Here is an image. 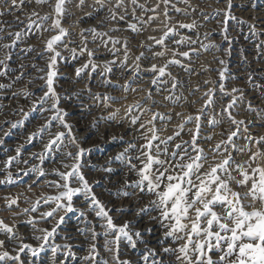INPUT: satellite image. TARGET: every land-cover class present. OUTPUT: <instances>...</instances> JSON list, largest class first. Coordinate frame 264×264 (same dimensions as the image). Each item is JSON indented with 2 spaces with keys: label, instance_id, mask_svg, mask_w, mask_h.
Masks as SVG:
<instances>
[{
  "label": "rangeland",
  "instance_id": "374dc122",
  "mask_svg": "<svg viewBox=\"0 0 264 264\" xmlns=\"http://www.w3.org/2000/svg\"><path fill=\"white\" fill-rule=\"evenodd\" d=\"M172 2L176 8L181 9L177 12L169 8L171 16L169 26H174L178 34L166 39L165 51L164 47L156 45L149 39L150 36L159 39L166 30L162 23L165 20L162 3L158 9L159 19L153 21L151 25H141L133 17L134 6L130 0H123L120 7H116L117 0H105L103 6L96 4L95 0H85V3L79 7L80 0H68L62 20V26L68 30V35L64 38V42L57 46L60 56L57 57L56 65L52 69L56 72L53 87L60 97V107L67 112L65 119L71 125V134L75 136L78 144H73L71 139L66 137L63 145L56 151L44 153L43 160L33 154L44 152V144L47 143L49 135L45 133L42 139L28 141V135L35 132L45 121L39 111L30 112L33 97L26 99L24 91L34 93L35 97L43 94L45 80L39 77L46 76L49 71L48 63L52 55L46 51V41L57 33L41 32L35 27L31 31L26 30L24 25L18 24L17 18L26 25L28 14L33 11L41 17L47 14L50 18L43 22V27L49 28L51 18L54 16L53 7L48 3L38 4L36 0H24V3L13 9L12 14L7 18L0 17V21L10 18L8 27L0 24V27H4L7 31L0 45L11 44L8 32L24 30V35L10 49L0 47V59H4L6 54L11 57L5 61L6 69L0 67V71L7 72L6 75L0 76V83L11 85L0 89V141H2L0 143V219L10 225L15 223L24 242L36 247L41 242L33 239V236H40L43 233L34 231L32 225L23 222L34 218L36 228L51 230L57 224L59 216H64V222L50 238L48 246H45L37 256L33 257L27 249L20 253L24 264H62V262L89 264L83 257L88 255L92 243L96 244L97 262L106 261L107 264H115L114 252L105 249L106 239L112 240L114 234L105 237L106 220L96 216L93 206L85 199L83 193L73 197L74 211L61 210L55 218L45 219L41 216L42 213L51 211L55 207V202L44 203L43 197L55 196L62 191L53 183H62L55 170L68 171L69 169L63 167V163L74 162L65 157V152L75 154L79 148L85 149L80 160V171L87 178L97 199L105 205L113 223L117 226L128 223L131 233L140 231L147 245L160 253L162 247H178L185 241L178 240L173 243L172 238H168L161 245L158 241L163 239L166 229L162 228L158 221L150 219L152 216H159V212L149 209L146 214L139 213L140 209L156 199L155 196L146 191L141 192L134 186V182L139 179L137 169L141 166V160L137 157L142 151L141 146L146 143L142 136L145 130L140 129V123L151 120L154 113H159L155 121V127L159 130L157 132L159 140L153 142L152 152L155 155L156 145H159L161 151L166 147L171 154L176 151V144L191 141L193 132L189 130H195V121L186 124L184 121L189 115L200 114L197 110L201 109L204 100L207 99L204 93L213 89L215 103L202 117L198 138L199 147L203 148L208 156L202 169L206 171L209 165L223 158L216 156L214 159L212 149L220 140L226 139L228 132L235 130V126L231 125L225 116L219 115L221 105L226 104L230 99V97H222L218 87L219 73L226 70V78L223 81L226 89L230 92L234 87L240 88L244 95V100L237 104L233 115L237 120L243 119L249 129V132L245 133L244 126H241L239 137L234 138L235 142L243 146L246 143L244 137L249 134L254 138L264 136V120L255 113L247 111L249 100L254 107L264 110V88L256 90L248 83V72H253L254 82L264 85V0H231L230 16L226 15L228 0H190L189 4L177 0ZM139 3L146 8H153L159 0H139ZM54 4L55 0H51V5ZM8 7H11L10 3L6 5L4 0H0V10H6ZM112 12L116 13L115 20L112 19ZM122 15L125 16L123 21L119 19ZM149 15L153 13H144L140 8H136L135 17L146 19ZM32 19L36 20L37 17ZM193 22L195 27L192 29L179 27L180 23ZM129 24H137V27L143 30L134 32L128 28ZM252 25L255 26V35L250 28ZM89 28L106 32L108 35L101 38L84 32L82 36L81 31ZM112 29L118 30L112 31ZM108 37L120 42L115 45L109 42L107 47H104L103 41H107ZM182 38H187L184 43H175ZM125 41L128 48L127 57L124 49ZM258 44L262 45L260 49L256 47ZM85 45L94 53L92 57L88 56L87 51L80 53V49ZM72 49H76L75 54ZM161 51H165V55H154ZM173 51L189 52V57L179 55L174 57ZM141 52L144 56L136 61V57ZM172 59H178L181 63L168 64L163 77H158L157 73L149 71L153 64L158 67L163 66ZM113 61L114 63H107V68L111 69L109 72L106 70V62ZM220 61L224 63L221 64ZM137 63L139 68H136ZM92 64L96 67L93 68ZM21 65L24 67L21 68ZM84 65L88 67L84 68ZM78 68L82 69L79 76L76 75ZM21 74L23 78L17 81L15 77ZM154 78L157 79L156 84L152 83ZM29 81L32 82L29 84ZM205 81L209 83L206 84ZM173 83L176 84L174 89ZM14 92L17 93L15 97ZM149 92H151L150 99L147 98ZM104 96L114 97L115 100H104ZM166 97L171 98L166 99ZM136 103L141 105V109L134 111L132 115L140 113L143 115L139 123L132 125L131 117L127 115L126 110L129 105ZM21 108L24 112L30 113L27 118L20 113ZM50 115L51 113H45V116ZM214 115L218 121L223 120V123L215 127L209 125L208 120ZM261 115H264V111ZM18 120H24V123L16 128H11L10 124L6 123V121L15 123ZM181 124L184 125L183 131L179 128ZM51 131L67 132L56 124ZM176 132H180V135L173 141L167 145L161 143L169 136H175ZM222 132L223 136L220 134ZM148 135L150 136L151 133ZM209 135L212 136L210 141L205 139ZM18 147L21 149L19 155L16 152ZM261 147L264 148V145ZM125 149H128L126 153ZM252 150H256L255 144L252 145ZM121 153L124 155L121 156ZM232 155L237 162L248 159V154L233 152ZM9 157H16L10 165L7 164ZM160 159L167 157L162 155ZM130 163L136 165V168L130 167ZM41 170L45 175H40ZM113 179L117 182L113 183ZM70 186L81 187L75 180L70 181ZM232 187L234 190L243 191L236 185ZM124 191L129 192L130 195L124 196ZM6 197L17 198L19 206L13 205L9 209ZM38 200L40 203L36 205ZM33 206L37 207L36 212L13 215ZM216 210L220 211L219 208ZM93 229L97 233L95 240L92 239ZM147 229H151V232ZM0 239L5 237L0 235ZM66 244L71 245L74 256L66 255L62 248L58 249L55 255L50 250L53 245ZM109 246L115 249L117 245ZM118 247L121 260H130L131 264H144L142 256L146 254L145 244L140 243L139 240L133 248L126 239L122 238L118 242ZM8 250L12 255L16 254L11 246ZM218 255L217 252L213 258L216 259ZM170 259L174 258L166 256L165 264H168ZM7 264H11V261Z\"/></svg>",
  "mask_w": 264,
  "mask_h": 264
},
{
  "label": "snow or ice",
  "instance_id": "6c2138e0",
  "mask_svg": "<svg viewBox=\"0 0 264 264\" xmlns=\"http://www.w3.org/2000/svg\"><path fill=\"white\" fill-rule=\"evenodd\" d=\"M68 0H55V4L51 5V0H36L38 4L48 3L53 7L54 16L51 18V25L49 28L43 27V22L49 20V15L39 16V14L33 11L28 14V23L25 25L23 21L17 22L20 25H24V29L31 31L33 27L44 31H54L57 34L51 36L46 41V51L52 53L50 61L48 63V69L46 76L39 77V79L45 80V85L43 88V94L39 97H35L34 93L29 91H24L25 98L33 97L30 107V112L39 111L41 118L44 119V123L40 125L37 130L28 135V141L32 142L36 138L42 139L44 134L49 135L47 143L44 144V152L35 153L34 156L43 160L44 153H51L56 151L63 145V141L66 137L71 139L73 144H78L75 136L71 134V125H69L65 119L67 112L60 107V97L53 87L54 77L56 72L52 71L57 62V57L60 56V52L57 51V46L64 42V38L68 35V30L62 26V20L66 13L65 4ZM133 7V17L138 20L141 25H151L155 20L159 19L160 14L158 9L160 3L164 5L163 16L165 20L162 21L165 26V31L163 35L156 39L150 36L149 39L153 40L156 45L162 46L167 50L165 41L172 35H177L176 28L174 26H169L171 21V16L169 15V8L180 12L181 9L176 8L172 0H159V3L153 8H146L145 5L140 4L139 0H130ZM177 2H182L189 4L190 0H177ZM7 5L10 3L11 7L6 10H0V17L5 15H11L13 9L19 7L24 3V0H4ZM85 0H80L79 6H82ZM96 4L101 6L104 5L105 0H95ZM123 4V0H117L116 7H120ZM231 0H228V10L226 15L230 16ZM136 8H140L144 13L152 12L153 15L147 16L146 19L135 17ZM111 11V9H110ZM126 11V10H125ZM219 11V10H217ZM32 17H37L36 20ZM116 13L112 12V19H116ZM234 19V17H231ZM121 21L125 20V16H120ZM39 21V22H38ZM0 24H8L7 21H0ZM180 28L192 29L195 27V22L192 24H179ZM128 28L134 32L142 31V28H138L137 24H129ZM253 35H255V26H250ZM6 29L0 27V33H3ZM118 29H112V31H117ZM155 30V29H154ZM226 31V29H225ZM84 32L91 33L94 37H104L108 34L97 31L95 28L83 29L81 35ZM24 35V30L16 32H8V38L11 39V44H3L0 47L4 49H10L15 43ZM5 37L0 36V40ZM187 38H182L181 40L175 41L176 44H182ZM225 39L227 36L225 35ZM115 45L119 43V40L108 37L107 41H103L104 47H107L108 43ZM143 46V45H141ZM257 49L262 47L261 44L256 45ZM125 56L127 57V41L124 42ZM150 50V49H149ZM88 53L89 57H92L94 53L85 47L80 49V53ZM165 51L154 53L156 56L165 55ZM73 54L76 53V49H72ZM183 56L189 57V52H175L173 51V56ZM144 56L141 52L139 56L136 57V61H139ZM10 55L6 54L4 59H0V67L7 68L5 63L9 60ZM126 62V61H125ZM106 70L111 71L110 68ZM181 61L178 59L169 60L163 66H157L153 64L149 71L157 73L158 77H163L166 74V69L168 64H180ZM221 64L224 61H220ZM21 68L24 66L21 65ZM84 68L88 65H84ZM95 68L96 65L92 64ZM136 68H139V64H136ZM82 69L78 68L76 70V75L79 76ZM226 71V70H225ZM225 71L219 73L220 82L218 84L219 91L222 97H230L226 104L221 105V111L219 115L225 116L228 122L235 126V130L227 133L226 139L220 140L215 147L212 149L213 158L216 156L223 157L216 163L209 165L206 171L204 169V164L208 160V156L205 154L204 149L199 147L198 138L201 129V120L203 115L207 114V110L215 103V91L209 89L204 93L207 99L204 100V104L201 109H198V113L195 116L189 115L184 123H191L195 121V130H189L193 132L191 141H184L183 144H176V151L168 153L165 147L163 151L156 145V154L153 155V142L159 140L157 132L159 131L155 127V121L160 115L159 113H154L151 120L145 123H140V129L145 130L142 132V136L146 143L142 145V151L137 159L141 160V166L137 169L139 179L134 182V186L139 188L141 192H147L150 195L156 197V199L149 202L144 208L139 210V213H148L149 209L159 212V216H152L150 219L156 220L160 223L162 228H165L164 237L158 243L163 245L164 241L168 238H172L173 243L178 240H184L183 244L178 247H162L161 252L158 253L155 248L149 247L147 242L143 240L140 231L131 233L129 231L128 223L122 226H117L113 223V219L109 216L108 211L105 209V205L97 199L96 195L92 192L89 186L88 180L80 171L81 164L80 160L85 152V149L79 148L78 151L73 154L72 152H65L66 158L74 161L71 164L63 163V167L69 169L68 171L61 172L58 169L55 170V174L60 177L61 182H53L55 187L62 189L58 195L43 197L44 203L49 201L55 202V207L51 211L44 212L41 214L43 218H55L56 214L61 210H66L67 212L74 211L73 209V197L79 193H83L85 199L93 206V210L97 217L106 220V231L104 232L105 237L114 234L112 240H107L105 242V249L109 252H114L113 260L115 264H131L130 260H121L119 254L118 242L124 238L128 241L131 247L135 248L137 245V240L140 243L145 244V255L142 256L144 264H165V257L171 256L174 259L168 260V264H264V136L259 138H254L250 134L244 137L246 143L241 146L238 145L234 138H238L241 132V126L243 127V132L248 133L249 129L245 126V121L243 119L237 120L235 115H233V110L237 104L244 100L243 90L240 88H232L229 92L224 84ZM6 71H0V76L6 75ZM171 75V73H167ZM23 75L16 76L15 79L21 80ZM32 81H29V84ZM153 84L157 83V79L152 80ZM209 83V81H205ZM248 83L256 90L264 88V85L257 84L254 82V73L248 72ZM5 87H11V85H5L0 83V89ZM176 84L173 83V89ZM127 90V87L126 89ZM133 91H135L133 89ZM17 93H13L15 97ZM151 98V92L148 93V97ZM171 97H166L170 99ZM104 100H115L114 97L104 96ZM51 101V103H49ZM141 109V105L136 103L134 105H129L127 107L126 113L131 117L130 123L136 125L139 123L141 115H132L134 111ZM23 117L27 118L29 112H24L23 109H19ZM119 111V110H117ZM150 111V109H149ZM247 111L255 113L258 117L264 120V115L261 112L264 110L258 109L253 106L252 101L247 102ZM45 113H51L50 116H45ZM180 115V113H177ZM9 123L11 128H16L18 125L23 124L24 120H18L15 123L6 121ZM209 125L215 127L223 120H217L215 115L208 120ZM249 123H251L249 121ZM56 124L58 127L66 129L65 131L52 132L51 129L53 125ZM151 125V127H149ZM184 125H179L181 131H183ZM151 133L149 136L148 134ZM8 133H5L7 135ZM222 136L224 133H220ZM180 132H176L175 136H169L167 140L161 141V143L167 145L169 142L173 141L175 137L179 136ZM207 140H211L212 136L209 135L205 137ZM2 143V141H0ZM255 144L256 150H252V145ZM187 145V147H185ZM21 149L18 147L16 149L17 155L20 154ZM128 149H125V153ZM233 152L240 154H248V159L243 162H237L232 155ZM226 154V155H225ZM121 156L124 153L120 154ZM165 156L167 159H160V156ZM120 157L118 156L117 159ZM16 157H9L7 162L8 165L15 160ZM27 163V161H25ZM255 165V166H254ZM132 168H136V165H129ZM235 173V175H234ZM40 175H45L43 170L40 171ZM75 180L81 187H71L70 181ZM127 185V182H126ZM232 185H236L237 188L243 189V191L234 190ZM124 196L130 195L129 192L124 191ZM8 201V208L11 209L13 205H18L17 198H5ZM247 201V203H245ZM40 201L36 202L39 205ZM259 205V207L257 206ZM219 208L218 212L216 209ZM250 209V210H249ZM37 207L33 206L31 208H24L19 213H14L13 215H24L30 212H36ZM138 213V214H139ZM84 215V213H81ZM64 222V216H59L58 222L55 226L49 229H39L35 227V221L29 219L23 223L33 226L34 231H39L43 233L40 236H33V239L40 241L41 243L34 247L29 243L24 242V238L19 234L15 223L8 224L3 219H0V235H3L5 239H0V264H7L11 261V264H24L21 260L20 253L24 252L26 249L31 252L32 256H37L45 246H48L50 238L54 236L57 228ZM84 231V230H81ZM151 232V229H147ZM92 239L95 240L97 233L92 230ZM134 237L136 239H134ZM116 244V248L110 247L109 245ZM11 246L15 255H12L8 250ZM64 249L66 255L74 256L72 252L71 245H53L50 250L55 255L58 249ZM219 253L218 257L214 259V255ZM97 248L96 244L92 243L89 248L88 255L83 257L85 261L89 264H107L106 261L97 262ZM159 257V258H157ZM63 264V262H62Z\"/></svg>",
  "mask_w": 264,
  "mask_h": 264
},
{
  "label": "bare ground",
  "instance_id": "6f19581e",
  "mask_svg": "<svg viewBox=\"0 0 264 264\" xmlns=\"http://www.w3.org/2000/svg\"><path fill=\"white\" fill-rule=\"evenodd\" d=\"M258 15V14H257ZM5 18H7L8 17V15H5L4 16ZM88 18H90V17H88ZM10 19V18H9ZM9 19H6L5 21H7L8 22V24H10V20ZM87 19V17L85 18V20ZM100 19V18H99ZM22 21V20H21ZM82 21H83V19H82ZM88 22V21H87ZM98 23V22H97ZM8 24H6V26L8 25ZM4 26V25H3ZM8 27V26H7ZM11 28V27H10ZM243 30V29H242ZM15 31V30H14ZM6 32L7 31H4L3 33H0V36H3V37H6ZM5 39V38H4ZM1 41V40H0ZM2 51V50H1ZM102 53V52H101ZM23 56V55H22ZM30 62V61H29ZM81 109V108H80ZM95 109V108H94ZM80 113V112H79ZM83 113V112H82ZM15 116V115H14ZM76 119H78V118H76ZM75 120V119H74ZM81 120V119H80ZM78 121V120H77ZM80 125H82L81 123H80ZM94 126V125H93ZM80 127V126H79ZM259 128V127H258ZM125 129H126V127H125ZM83 132H84V130H82ZM81 131V132H82ZM86 131V130H85ZM135 133V132H134ZM21 135V134H20ZM80 136H81V134H79ZM137 135V134H136ZM93 136V135H92ZM95 137V136H94ZM93 139V138H92ZM238 140V139H237ZM79 141V140H78ZM12 142V141H11ZM14 142V141H13ZM113 153V152H112ZM107 160V159H106ZM56 164V163H55ZM133 175V174H132ZM122 178V177H121ZM87 179V178H86ZM113 183H115V182H117V180L116 179H113V181H112ZM137 191V190H136ZM142 194V193H141ZM131 219V218H130ZM140 222V221H139ZM25 228V227H24ZM157 228H159V227H157Z\"/></svg>",
  "mask_w": 264,
  "mask_h": 264
}]
</instances>
